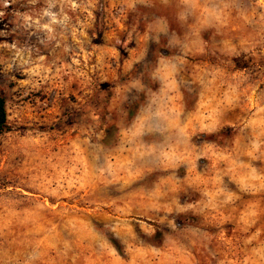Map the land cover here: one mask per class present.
Instances as JSON below:
<instances>
[{
    "label": "rangeland",
    "instance_id": "1",
    "mask_svg": "<svg viewBox=\"0 0 264 264\" xmlns=\"http://www.w3.org/2000/svg\"><path fill=\"white\" fill-rule=\"evenodd\" d=\"M0 264H264V0H0Z\"/></svg>",
    "mask_w": 264,
    "mask_h": 264
},
{
    "label": "trees",
    "instance_id": "2",
    "mask_svg": "<svg viewBox=\"0 0 264 264\" xmlns=\"http://www.w3.org/2000/svg\"><path fill=\"white\" fill-rule=\"evenodd\" d=\"M6 97L0 86V133L8 129Z\"/></svg>",
    "mask_w": 264,
    "mask_h": 264
}]
</instances>
